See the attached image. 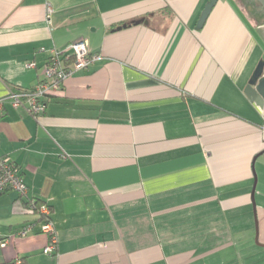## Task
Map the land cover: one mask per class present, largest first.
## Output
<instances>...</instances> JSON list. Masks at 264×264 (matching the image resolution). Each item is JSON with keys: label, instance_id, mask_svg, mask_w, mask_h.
Masks as SVG:
<instances>
[{"label": "crops", "instance_id": "0c3cea01", "mask_svg": "<svg viewBox=\"0 0 264 264\" xmlns=\"http://www.w3.org/2000/svg\"><path fill=\"white\" fill-rule=\"evenodd\" d=\"M208 2L0 0V100L43 81L52 49L99 55L39 116L0 108V156L29 188L0 195V264H264V104L245 92L264 8L218 0L197 29ZM35 200L53 255L17 235Z\"/></svg>", "mask_w": 264, "mask_h": 264}, {"label": "built area", "instance_id": "2783aa9c", "mask_svg": "<svg viewBox=\"0 0 264 264\" xmlns=\"http://www.w3.org/2000/svg\"><path fill=\"white\" fill-rule=\"evenodd\" d=\"M53 12L52 6L47 5V17L50 24V16ZM98 58L99 55L91 52L87 39L77 40L62 50L52 49L44 67L45 79L30 89L10 91L8 96L0 100V108H2L3 102L9 99L14 106H23L33 116H39L45 111L48 96L58 92L62 88V84L75 72L88 69ZM29 66L35 67L36 64L32 62ZM28 189V184L11 158L0 156V195L14 190L21 197H24L27 195ZM34 204L35 201H32L31 205ZM32 211L33 208L31 207L29 209L30 214ZM39 213V216H44V219L28 221L17 235L26 237L39 230L48 237V243L43 252L47 255H53L57 248L58 236L52 218V208L48 202L41 206ZM10 241H0V247H6ZM18 263L21 264V261Z\"/></svg>", "mask_w": 264, "mask_h": 264}, {"label": "water", "instance_id": "95a60500", "mask_svg": "<svg viewBox=\"0 0 264 264\" xmlns=\"http://www.w3.org/2000/svg\"><path fill=\"white\" fill-rule=\"evenodd\" d=\"M258 1L262 4V7L264 8V0H258ZM217 2L218 0H209V2L206 4L197 22V26H196L197 29L203 28L208 17L210 16L212 9L217 4ZM139 23L140 21L136 22V24H139ZM123 27H126V25ZM245 92L252 100H254V102L258 106H261V107L263 106L264 104V60H261L257 68L255 69L246 87ZM256 183H257V175L255 174V185L252 191L254 205H255L254 196L256 193Z\"/></svg>", "mask_w": 264, "mask_h": 264}, {"label": "trees", "instance_id": "16d2710c", "mask_svg": "<svg viewBox=\"0 0 264 264\" xmlns=\"http://www.w3.org/2000/svg\"><path fill=\"white\" fill-rule=\"evenodd\" d=\"M258 1V0H257ZM258 3L262 6V4L258 1ZM48 59H49V57H48ZM47 59V60H48ZM31 203H32V201H29V202H27L26 204H25V206H27V208H28V211H29V209L32 207L33 208V211H32V215H34V217H37V220H43L44 219V216H39V210H40V208H41V206L44 204V203H46V201L45 200H35V204L32 206L31 205ZM52 208V207H51ZM21 264H24L23 262L21 263Z\"/></svg>", "mask_w": 264, "mask_h": 264}, {"label": "rangeland", "instance_id": "374dc122", "mask_svg": "<svg viewBox=\"0 0 264 264\" xmlns=\"http://www.w3.org/2000/svg\"><path fill=\"white\" fill-rule=\"evenodd\" d=\"M256 2H258V1L256 0Z\"/></svg>", "mask_w": 264, "mask_h": 264}]
</instances>
